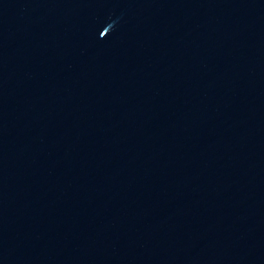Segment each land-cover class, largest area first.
Listing matches in <instances>:
<instances>
[{"label":"water","instance_id":"1","mask_svg":"<svg viewBox=\"0 0 264 264\" xmlns=\"http://www.w3.org/2000/svg\"><path fill=\"white\" fill-rule=\"evenodd\" d=\"M0 264H264V0H0Z\"/></svg>","mask_w":264,"mask_h":264}]
</instances>
